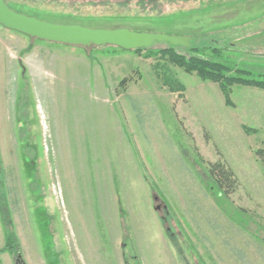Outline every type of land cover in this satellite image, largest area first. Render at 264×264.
<instances>
[{
  "label": "rangeland",
  "instance_id": "1",
  "mask_svg": "<svg viewBox=\"0 0 264 264\" xmlns=\"http://www.w3.org/2000/svg\"><path fill=\"white\" fill-rule=\"evenodd\" d=\"M4 2L58 25L188 36L264 73V0ZM142 54L0 26V203L25 264H264V90L232 86L227 106L217 83ZM218 160L237 180L228 202L204 172Z\"/></svg>",
  "mask_w": 264,
  "mask_h": 264
},
{
  "label": "trees",
  "instance_id": "2",
  "mask_svg": "<svg viewBox=\"0 0 264 264\" xmlns=\"http://www.w3.org/2000/svg\"><path fill=\"white\" fill-rule=\"evenodd\" d=\"M211 50L216 56L222 51L217 48H212ZM132 51L138 54L143 52L144 58L157 56L166 58L171 64L182 69L187 74H195L203 81L217 83L227 106H232L230 99L232 86L254 87L264 90V73L254 74L253 70L246 66L232 64L224 59L207 58L203 55V49L188 48V55L179 53L173 47L165 49H152V47H149ZM166 84L169 85L171 92L182 89L181 85ZM256 155L264 168V150L258 149ZM204 172L210 184L209 190L213 191L214 198L224 199L228 202L230 195L237 187V180L232 170L224 162L218 160L206 162V170ZM7 210L3 197V201L0 203V217L4 231V246L0 248V254L8 253L16 257L20 250L13 231L10 213Z\"/></svg>",
  "mask_w": 264,
  "mask_h": 264
},
{
  "label": "water",
  "instance_id": "3",
  "mask_svg": "<svg viewBox=\"0 0 264 264\" xmlns=\"http://www.w3.org/2000/svg\"><path fill=\"white\" fill-rule=\"evenodd\" d=\"M0 26L7 30L22 33L30 38L72 45V46H114L132 51L149 48L155 42L188 46L189 39L164 33L131 31L126 28L93 29L80 25H58L42 21L36 17L18 13L0 0ZM14 264H25L21 253L15 257Z\"/></svg>",
  "mask_w": 264,
  "mask_h": 264
},
{
  "label": "crops",
  "instance_id": "4",
  "mask_svg": "<svg viewBox=\"0 0 264 264\" xmlns=\"http://www.w3.org/2000/svg\"><path fill=\"white\" fill-rule=\"evenodd\" d=\"M3 95V78L0 79V161L2 162V166L5 165V158L3 156L4 149L8 146V118H7V106L4 104L5 100ZM0 179L2 181L1 173ZM4 245V237L2 231L0 230V248ZM3 261L7 263L11 261L10 256L8 253H1L0 254V262L3 264Z\"/></svg>",
  "mask_w": 264,
  "mask_h": 264
},
{
  "label": "flooded vegetation",
  "instance_id": "5",
  "mask_svg": "<svg viewBox=\"0 0 264 264\" xmlns=\"http://www.w3.org/2000/svg\"><path fill=\"white\" fill-rule=\"evenodd\" d=\"M168 35V34H167ZM173 35H175V34H173ZM177 36H180V35H177ZM181 37H187L188 39H189V42H188V46H181V47H184V48H191V46H190V41H191V38L190 37H188V36H181ZM167 43V42H166ZM169 44V43H168ZM171 47H174V46H180V45H171V44H169Z\"/></svg>",
  "mask_w": 264,
  "mask_h": 264
}]
</instances>
